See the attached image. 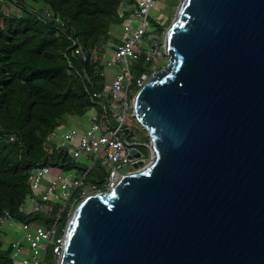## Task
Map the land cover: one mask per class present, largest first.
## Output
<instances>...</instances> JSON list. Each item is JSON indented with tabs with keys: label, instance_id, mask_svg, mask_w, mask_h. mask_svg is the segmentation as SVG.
Here are the masks:
<instances>
[{
	"label": "water",
	"instance_id": "1",
	"mask_svg": "<svg viewBox=\"0 0 264 264\" xmlns=\"http://www.w3.org/2000/svg\"><path fill=\"white\" fill-rule=\"evenodd\" d=\"M165 52L151 162L79 204L60 264H264V0H181Z\"/></svg>",
	"mask_w": 264,
	"mask_h": 264
},
{
	"label": "trees",
	"instance_id": "2",
	"mask_svg": "<svg viewBox=\"0 0 264 264\" xmlns=\"http://www.w3.org/2000/svg\"><path fill=\"white\" fill-rule=\"evenodd\" d=\"M125 1L0 0V264H17L12 259V243L3 241L5 211L17 222L46 228L57 218L58 210L45 214L25 209L27 201H36L29 186L31 173L38 166H50L55 174L83 173L96 159L74 160L67 148L55 146L52 137L59 134L67 116L103 114L101 103L106 98H93V94L105 91L101 73L106 55L120 43L118 31L128 15L123 11ZM179 2L171 0L170 15ZM45 7L61 22L45 20ZM170 22L171 16L165 17L156 24L157 31L163 33ZM73 40L81 45L85 59L70 57ZM165 66L158 60L147 70L160 71ZM145 149L150 158V150ZM109 171L103 160H96L83 190L90 193L93 186V191L99 190ZM76 197L59 218V235L64 234L71 211L82 200ZM48 259L53 264L52 252Z\"/></svg>",
	"mask_w": 264,
	"mask_h": 264
},
{
	"label": "built area",
	"instance_id": "3",
	"mask_svg": "<svg viewBox=\"0 0 264 264\" xmlns=\"http://www.w3.org/2000/svg\"><path fill=\"white\" fill-rule=\"evenodd\" d=\"M155 6L156 0H135L124 5L123 11L128 15L122 26L120 43L111 53L113 59L104 61L105 70L101 73L105 78V91L103 94H93V98H106V101L101 103L103 114L94 113L90 127L84 132L69 129L52 137L55 146L67 148L74 160L94 156L95 161L100 159L108 165L109 175L98 192L113 189L125 174L122 172L125 167H130L128 172H133L136 170L134 164L146 162L142 153L140 158L136 156V150L139 151L138 144L131 140L132 131L126 127V119L129 109L135 117L133 109L136 94L147 80L158 72L147 70V66L166 57L168 30L163 33L157 31L156 24H160L161 20L156 18ZM43 18L50 22H61L48 7L43 8ZM71 50L72 59H85L82 47L77 41L73 40ZM68 60L71 64V60ZM138 64L141 68L136 67ZM112 67H117V71L111 75V82L108 83L106 69ZM111 104H116L118 108ZM119 107L124 110L123 114L119 112ZM146 146L149 147L148 144ZM149 149L152 157V149ZM95 161L80 175L73 172L55 174L50 166H38L31 173L29 186L37 198L32 211L52 214L58 210V213L52 226L46 228L43 225L17 222L5 211V223L10 226L18 224L24 234L22 239L12 242V259L16 263L19 260L21 264H48L49 252H52L53 264L61 263L68 227L64 234L59 235V218L62 212L77 200L76 196L79 195L83 199L89 195V191L83 190V186L85 177ZM94 189L93 186L92 190ZM74 210L71 211V217ZM26 248L30 249L29 255L25 254Z\"/></svg>",
	"mask_w": 264,
	"mask_h": 264
},
{
	"label": "rangeland",
	"instance_id": "4",
	"mask_svg": "<svg viewBox=\"0 0 264 264\" xmlns=\"http://www.w3.org/2000/svg\"><path fill=\"white\" fill-rule=\"evenodd\" d=\"M29 2V1H28ZM30 5L33 7L34 4L29 2ZM181 3V0L179 2V4L174 7V13L172 15H170V11H171V0H156V6H155V12L157 13V17L158 19H160L162 22L164 21V18L165 17H169L171 16V22H170V25L167 27V29L165 31H167L169 29V27L171 26V24L174 22L175 18H176V14H177V11L179 9V5ZM7 8L10 9V8H13L11 5H8L7 4ZM173 10V9H172ZM121 31L122 29H120L118 31V34L120 35L121 34ZM112 53V52H111ZM108 60V59H113V56L112 54H108L106 55V58L105 60ZM104 60V61H105ZM162 63H163V66L167 65L168 64V57H163L161 59ZM117 71V67H112V68H107L106 69V75L108 77V83L111 82V75L113 73H115ZM112 106L114 107H117L118 106L116 104H111ZM119 112L121 114L124 113V110L122 108L119 107ZM132 111L131 109L128 110L127 112V119H126V127H128L129 129H131L132 131V137H131V140H133L134 142H136L138 144V149L139 151L142 153L143 157L146 158V162L143 164V166H146L148 165L150 162H151V156L150 158H147V154H146V149H145V141H146V137L148 135V132L144 129V127L140 124V122L131 114ZM93 115L94 113L92 112H89L87 113L85 116L83 117H79V116H67L65 118V122L64 124L62 125V127L58 130V133L59 134H62L64 133L65 131L69 130V129H76L80 132H84L90 125H91V120L93 118ZM148 145L150 147V142H148ZM148 147V146H147ZM148 147V149H149ZM150 150V149H149ZM151 153V152H150ZM82 162H84L82 160ZM131 168L130 167H125L122 172L123 173H126L130 170ZM73 172H77L76 170L73 171ZM81 172H78L77 175H80ZM91 190V189H90ZM89 191V190H88ZM98 191H91L89 193V195L91 194H95L97 193ZM86 198V197H85ZM83 198L79 204L85 199ZM32 204L33 202L31 201V199L29 201H27L26 203V206H25V209L28 207H32ZM79 204H77L76 208L79 206ZM28 206V207H27ZM75 208V209H76ZM26 209V210H27ZM75 211V210H74ZM9 229V230H12V235H9L4 239V243L5 245L6 244H9V242L11 240H19V239H22L24 237V234L20 228V226L18 224H15V225H12L10 226L9 223H5L4 225V229ZM4 236V235H3ZM25 254L29 255L30 254V249L29 248H26V251H25ZM18 264H21L20 261L18 260L17 261ZM47 263L49 264L50 261L48 259Z\"/></svg>",
	"mask_w": 264,
	"mask_h": 264
},
{
	"label": "crops",
	"instance_id": "5",
	"mask_svg": "<svg viewBox=\"0 0 264 264\" xmlns=\"http://www.w3.org/2000/svg\"><path fill=\"white\" fill-rule=\"evenodd\" d=\"M135 0H126L125 2H124V4H123V9H124V5L125 4H127V3H129V2H134ZM121 35V34H120ZM90 127V126H89ZM88 127V128H89ZM87 128V129H88ZM56 141V140H55ZM34 199H37V198H34ZM31 201L33 202V204H32V207H33V205H34V201L31 199ZM28 207V206H27ZM32 207H28V209H27V211H31L32 210ZM5 231H4V236H3V238H5V237H7V236H9V235H12V230H9L8 228L7 229H4ZM3 241H4V239H3ZM13 241H16V240H11L10 242H9V244H11Z\"/></svg>",
	"mask_w": 264,
	"mask_h": 264
},
{
	"label": "clouds",
	"instance_id": "6",
	"mask_svg": "<svg viewBox=\"0 0 264 264\" xmlns=\"http://www.w3.org/2000/svg\"><path fill=\"white\" fill-rule=\"evenodd\" d=\"M5 6V5H4ZM89 196V195H88ZM69 224V223H68ZM68 227V226H67Z\"/></svg>",
	"mask_w": 264,
	"mask_h": 264
}]
</instances>
